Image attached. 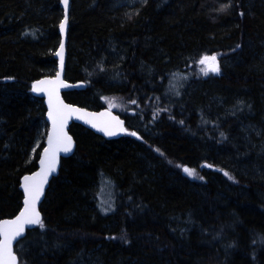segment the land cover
I'll use <instances>...</instances> for the list:
<instances>
[{
	"label": "trees",
	"instance_id": "obj_1",
	"mask_svg": "<svg viewBox=\"0 0 264 264\" xmlns=\"http://www.w3.org/2000/svg\"><path fill=\"white\" fill-rule=\"evenodd\" d=\"M62 20L60 0H0V220L44 147L31 85L57 73ZM64 77L85 86L66 102L114 99L126 133L70 126L19 264H264V0H70Z\"/></svg>",
	"mask_w": 264,
	"mask_h": 264
},
{
	"label": "water",
	"instance_id": "obj_2",
	"mask_svg": "<svg viewBox=\"0 0 264 264\" xmlns=\"http://www.w3.org/2000/svg\"><path fill=\"white\" fill-rule=\"evenodd\" d=\"M60 7L63 10L61 22L63 30L60 27L61 42L55 55L58 62L57 73L52 77L35 80L31 85L33 96L43 100L48 131L37 160V169L21 179L19 188L23 198L20 211L12 218L0 221V264L19 263L15 252L17 243L39 224H30L26 221L38 217L41 222L42 213L39 208L49 184L58 175L61 160L70 157L76 148L70 126L80 125L107 140L119 139L126 133L125 120L112 110L107 108L89 110L64 100L63 93L84 90L85 86L81 82L71 83L64 77L66 22L69 17L70 0H60ZM17 232L19 235H16Z\"/></svg>",
	"mask_w": 264,
	"mask_h": 264
},
{
	"label": "rangeland",
	"instance_id": "obj_3",
	"mask_svg": "<svg viewBox=\"0 0 264 264\" xmlns=\"http://www.w3.org/2000/svg\"><path fill=\"white\" fill-rule=\"evenodd\" d=\"M135 1H137V0H133V2H135ZM131 2L132 1H130L129 3H131ZM204 61L205 62L203 64L200 62H198V64H197V70H198L197 76L198 77L208 76V75H210V73H213L216 71L217 64L212 58H209V57L204 58ZM206 65H207L208 70L206 68ZM214 69H215V71H214ZM107 104H108V106H111V107L116 106V102L114 101V99H110L109 101H107ZM111 107H108L107 109L112 110L113 108H111ZM42 138H44L43 141L45 142L46 135L43 133V131H42V136L36 140V143L34 145V149H36L40 145ZM97 187H98L97 188V190H98L97 197H98V202L100 203L101 211L104 214H107L109 211L112 210V206H113L111 199H110L109 187L107 185H102L100 187L99 186H97Z\"/></svg>",
	"mask_w": 264,
	"mask_h": 264
},
{
	"label": "snow or ice",
	"instance_id": "obj_4",
	"mask_svg": "<svg viewBox=\"0 0 264 264\" xmlns=\"http://www.w3.org/2000/svg\"><path fill=\"white\" fill-rule=\"evenodd\" d=\"M61 29L63 30V24L61 25ZM212 59H215V57H213ZM204 62H205V61H204L203 59L200 61V63H202V64H203ZM214 71H215V69H214ZM133 103H135V102L133 101ZM65 151H67V149H65ZM185 171L188 172L189 175L192 174V172H191L189 169H187V168L185 169ZM17 219H19V217H18ZM26 222H27V223H30V224L40 223L38 217H37V219H31V220H28V221H26ZM41 226H43V225L41 224ZM22 230H23V228L21 227L20 231H22ZM16 235H19V232H17ZM13 238H14V237H13Z\"/></svg>",
	"mask_w": 264,
	"mask_h": 264
},
{
	"label": "bare ground",
	"instance_id": "obj_5",
	"mask_svg": "<svg viewBox=\"0 0 264 264\" xmlns=\"http://www.w3.org/2000/svg\"><path fill=\"white\" fill-rule=\"evenodd\" d=\"M56 52H57V51H56ZM55 55H56V54H55ZM32 173H33V172H32ZM29 174H31V173H29ZM26 175H27V174H26ZM24 176H25V175H24ZM24 176H23V177H24ZM23 177H22V178H23ZM22 178H21V179H22ZM21 179H20V182H21ZM2 220H3V219H2ZM0 221H1V220H0Z\"/></svg>",
	"mask_w": 264,
	"mask_h": 264
}]
</instances>
